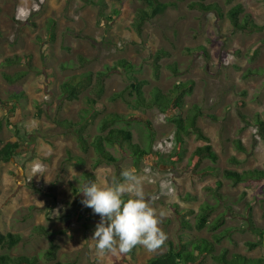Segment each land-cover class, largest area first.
<instances>
[{"label": "rangeland", "instance_id": "374dc122", "mask_svg": "<svg viewBox=\"0 0 264 264\" xmlns=\"http://www.w3.org/2000/svg\"><path fill=\"white\" fill-rule=\"evenodd\" d=\"M100 1L0 0V146L20 142L14 159L0 162V232L21 237L12 249L0 248V255H41L40 264H147L167 251L168 241L177 246L180 237L215 242L217 233L232 228L231 236L215 244L217 255L226 248L229 258L234 253L264 256L260 238L249 230L250 217L264 228V179L234 185L223 176L225 170L264 171V143L256 124L257 117L264 122V28L237 31L225 16L242 5L241 19L247 15L264 26V0H162L175 6L141 30L135 26L137 0L118 14L119 1ZM194 1L215 4L219 11L191 9ZM159 50L168 55L157 74ZM120 61L132 69L118 66ZM84 73L92 75V83L68 101L61 85ZM102 73L106 76L99 80ZM5 74L22 77L8 81ZM134 79L146 81L147 99L155 88L169 93L180 81H193L194 87L181 111L134 110L129 106ZM121 92L123 98L111 99ZM85 98L94 99L96 107ZM196 106L205 114L197 125L218 155L216 163L195 155L206 144L195 134L186 135L183 144L175 140L170 117H186ZM110 113L124 117L121 126L129 125L134 143L149 150L146 158L135 161L124 143L107 146L115 163L95 165V149L82 150L76 131L83 130L91 143ZM127 167L136 169L146 197L164 213L160 227L166 239L152 250L137 245L133 253H100L90 239L99 217L80 203V185L118 180ZM206 203L215 207L211 222L225 216L217 233L196 228ZM258 241L252 250L246 245ZM52 243L56 255L47 262ZM200 264L219 263L209 256Z\"/></svg>", "mask_w": 264, "mask_h": 264}, {"label": "trees", "instance_id": "16d2710c", "mask_svg": "<svg viewBox=\"0 0 264 264\" xmlns=\"http://www.w3.org/2000/svg\"><path fill=\"white\" fill-rule=\"evenodd\" d=\"M119 1L121 8L118 11H115V14L119 12H128L130 9V4L134 0H117ZM139 7L136 11V21L135 26L138 30H141L144 24L151 19L163 14V12L170 6H175L171 3H165L162 0H137ZM105 0H101L100 3L104 4ZM191 9H198L203 12H213L219 11V8L215 4H205L203 1H194L189 4ZM244 8L242 5H236L232 7L225 16L229 19L233 28L237 31H253L256 29H263L264 26L256 24L249 16L245 15L241 19V14H243ZM222 16V14H221ZM168 53L164 50H159L155 53L154 56V67L155 72L158 74L160 70V60L167 56ZM118 66L123 68L132 69L131 65H126L124 61L117 63ZM172 70H175L174 67H170ZM176 73V71H174ZM5 78L8 81H13L15 79H20V77L5 74ZM106 76L105 73L100 74L99 80H102ZM92 75L90 73H84L81 75H75L69 78L66 82L61 85L62 95L68 100H75L78 98L79 94L82 92L84 87H88L92 83ZM101 82V81H100ZM146 84V81H137L134 79V82L131 83V90L129 96L134 98L130 102V108L136 110L139 108L142 109H152L157 108L161 112L168 114L170 110L181 111L183 109V100L185 96L191 95L193 92L194 82H178L174 87L169 91V93H163L159 88H155L151 92V97L146 98L143 86ZM124 93H117L111 99L123 98ZM85 102L92 108L96 107V101L91 98H85ZM200 116H205L204 113L200 110L199 107H193L187 114L186 117H170V121L175 125V140L179 144L184 143V137L188 134H195L199 140H203L206 144L202 147H198L195 151V155L199 158H207L211 162L216 163L218 160V155L213 150L211 144H209L208 137L203 133L202 129L197 125V120ZM86 119V118H85ZM85 122V120H84ZM125 123L124 117L116 113H110L104 116L102 123L98 127L99 133L94 136L91 143L88 142L83 130H77V139L80 147L83 151H88L90 146H92L99 159L96 160L95 165H99L102 161L109 163H115L116 158L110 154L107 150L109 147H123V144H127L132 156L135 161H140L146 158L149 155V150L142 148L139 144L134 143L133 141V132L129 125L121 126ZM144 123L147 128L151 131L153 130L152 124L148 119H144ZM72 127H77L78 124L69 123ZM256 124L258 127V135L264 143V122L256 118ZM20 142L8 141L0 146V162L9 163L11 162L17 150L19 149ZM241 148V147H240ZM242 149V148H241ZM77 159V158H76ZM79 160V159H78ZM207 171L211 173H220L216 167H208ZM89 176V175H87ZM223 176L231 180L234 185L249 181V180H261L264 179V171L253 170L245 171L239 173L236 171L225 170ZM218 185H221L218 183ZM124 199H127L124 197ZM215 207L209 204H203L200 208L199 215L197 217L196 228L198 230L207 229L213 233H217L225 225V216L220 215L212 222L209 220L210 215L214 211ZM250 216V213H249ZM249 230L252 234L257 235L261 240V244L264 245V228H258L252 218L249 219ZM234 231L232 228L224 229L222 232L216 234L215 242L209 241L205 238L193 239L192 241H184L180 237L179 246L175 245L172 241L165 243L167 246V251L157 257H153L147 261V264H200L204 258L211 257L214 261L219 264H264V256L259 258H250L245 255L234 253L231 258L228 257V249H222L220 254H216V243H221L225 237L231 236V233ZM47 236H50L51 233L45 231L44 233ZM21 240L20 235L0 232V248L2 249H12L15 247ZM246 245L249 249H254L260 245L258 242H247ZM57 245L54 243L51 244L50 249L47 251L46 261L48 262L51 257L56 255ZM136 246L133 247L129 253H133ZM39 256H9V255H0V264H40ZM49 258V259H48ZM54 264H65V263H54Z\"/></svg>", "mask_w": 264, "mask_h": 264}, {"label": "clouds", "instance_id": "9594fccd", "mask_svg": "<svg viewBox=\"0 0 264 264\" xmlns=\"http://www.w3.org/2000/svg\"><path fill=\"white\" fill-rule=\"evenodd\" d=\"M126 193L131 195L124 199ZM80 194V203L99 217L90 238L98 252L123 254L137 245L152 250L165 241L160 227L164 213L146 197L135 168L121 169L120 179L109 183L87 180L80 185Z\"/></svg>", "mask_w": 264, "mask_h": 264}]
</instances>
